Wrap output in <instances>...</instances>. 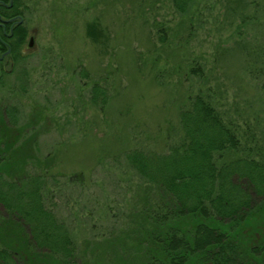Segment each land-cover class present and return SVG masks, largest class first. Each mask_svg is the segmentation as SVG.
<instances>
[{"label":"rangeland","instance_id":"rangeland-1","mask_svg":"<svg viewBox=\"0 0 264 264\" xmlns=\"http://www.w3.org/2000/svg\"><path fill=\"white\" fill-rule=\"evenodd\" d=\"M22 1L27 80L22 89L7 77L0 93L20 122L44 111L35 153L58 176L54 209L81 240L111 228L99 206L124 205L141 183L124 153L181 138L189 94L211 95L244 140L264 135V0H197L182 15L173 0ZM96 82L104 108L91 100Z\"/></svg>","mask_w":264,"mask_h":264},{"label":"trees","instance_id":"trees-1","mask_svg":"<svg viewBox=\"0 0 264 264\" xmlns=\"http://www.w3.org/2000/svg\"><path fill=\"white\" fill-rule=\"evenodd\" d=\"M196 1L173 0V7L187 14ZM23 6L0 0V85L15 75L22 89ZM94 25L88 33L97 39ZM91 95L95 105L108 103L98 82ZM8 98L0 93V264H264V135L244 140L211 95L187 96L182 136L168 150L124 153L141 183L124 205L99 206L111 228L92 227L82 240L57 215L50 182L58 176L35 153L44 111L34 108L20 122L21 109Z\"/></svg>","mask_w":264,"mask_h":264},{"label":"water","instance_id":"water-1","mask_svg":"<svg viewBox=\"0 0 264 264\" xmlns=\"http://www.w3.org/2000/svg\"><path fill=\"white\" fill-rule=\"evenodd\" d=\"M33 43H34V39H33V38H31V39H30V43H29V45H30V46H32V45H33Z\"/></svg>","mask_w":264,"mask_h":264}]
</instances>
